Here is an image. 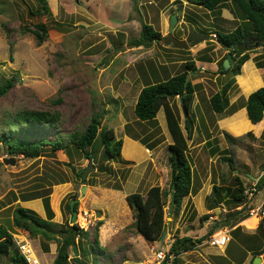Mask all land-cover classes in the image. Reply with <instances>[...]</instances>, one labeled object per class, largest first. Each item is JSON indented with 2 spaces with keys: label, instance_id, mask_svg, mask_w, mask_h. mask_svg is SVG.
I'll use <instances>...</instances> for the list:
<instances>
[{
  "label": "rangeland",
  "instance_id": "rangeland-1",
  "mask_svg": "<svg viewBox=\"0 0 264 264\" xmlns=\"http://www.w3.org/2000/svg\"><path fill=\"white\" fill-rule=\"evenodd\" d=\"M47 2L50 13L35 15L31 10L39 6L37 0H0V85L12 80L10 88L0 95V140L5 132L15 131L13 115L22 109L59 114L56 126L48 127L46 132L34 130L29 136L10 135L12 139L18 136L30 141L44 137L53 140L82 130L91 116L99 112V128H111L115 137L122 139V160L114 161L104 155L99 135L92 144L93 159H86L73 144L58 150L46 146L40 155L28 158L8 154L0 142V224L11 232L14 241L27 239L41 264H53L60 241L55 238L46 242L44 250L41 235L16 230L12 211L23 206L42 218L51 217L52 222L67 225L72 223L71 210L66 206L75 200L76 224L87 232L86 237L75 238L82 264H156L148 248L151 243L136 232L125 196L132 192L144 194L155 184L169 190L168 145L172 139L162 108L151 122L138 120L133 108L142 87L168 78L180 71L184 62L194 60L199 70L195 76L188 75L196 84L192 103L195 125L187 140L192 189L175 216L168 214L170 195L165 198L166 234L163 241L153 244L168 249L174 236L203 238L193 249L182 252L177 264H237L246 255L243 244L232 240L221 251L206 242L209 230L229 210L225 201L211 209L208 203L214 186H236V176L248 189L246 199L252 196L249 204L256 198L258 202L262 199L264 187L256 189L254 184L264 163V115L263 121L250 128L243 110L248 94L264 86V68L256 64L262 49L257 46L246 51L249 59L241 65L228 90L229 105L217 113L208 99L232 77L231 73L225 75L220 71L228 49L221 47L215 38L186 49L163 41L172 14L177 16L172 35L178 39H185L194 31L212 35L216 30H232L241 22L234 4L226 2L208 11L174 0ZM38 22L48 27L40 45L32 33L24 31L33 29ZM144 22L150 23L163 38L146 48L129 45L130 40L139 36ZM203 57L211 61L200 60ZM170 103L182 125L184 113L178 98L170 99ZM224 126H231L236 134ZM225 132L234 141L227 140ZM126 136L138 140L141 150L124 144ZM130 154L131 159L125 157ZM226 156L232 163L224 159ZM11 157L15 158L14 164L2 162L3 158ZM86 166L89 171L84 180L78 174ZM84 183L85 191L81 194ZM46 198L49 208L45 205ZM98 220L103 222L98 227L101 248L92 246ZM254 223L251 219L241 221L247 229ZM230 228L231 225H221L214 232ZM258 236L262 243L264 233ZM0 264L11 263L0 256ZM66 264H78L72 246Z\"/></svg>",
  "mask_w": 264,
  "mask_h": 264
},
{
  "label": "trees",
  "instance_id": "trees-1",
  "mask_svg": "<svg viewBox=\"0 0 264 264\" xmlns=\"http://www.w3.org/2000/svg\"><path fill=\"white\" fill-rule=\"evenodd\" d=\"M39 6L35 10H31L32 14H48L50 9L47 0H37ZM180 1V0H175ZM188 3L201 6L208 11L215 10L219 5L226 2L234 4L235 13L240 17L241 22L230 31L213 32L217 42L228 49V52L238 56L235 59L228 71H224L222 63L220 71L223 74L231 73V79L226 82L219 91L215 92L209 97V104L213 111L222 112L229 105L228 90L231 83L234 81V76L239 74L241 65L249 59L248 49L260 46L262 55L257 59L256 64L258 68H264V0H185ZM24 31L30 32L34 35L36 43L42 44L47 35L48 27L38 22L34 24L33 29H26ZM202 32V31H201ZM163 36L161 33L153 28L150 23H142L139 36L130 40L129 45L134 47L146 48L151 43L161 40ZM203 61H211L205 57L200 58ZM199 70L195 65L194 60L184 62L182 69L164 80H156L142 87L137 95L134 104V115L140 121H155L157 112L160 108L164 111L167 129L172 139V143L168 145L170 155L168 160L171 166V180L169 190L162 189L159 185H151L145 193L132 192L125 196L134 217V226L136 232L140 234L145 240L149 242L158 241L163 232L165 225V198L171 193V188L174 189V206L172 213L169 216H175L179 212L180 205L185 196H187L192 189V169L187 155L188 143L187 140L191 138L195 118L192 112V103L196 91V84L188 79V75L192 73L194 76ZM187 78V80H186ZM12 85V80L7 79L0 85V95H3ZM179 96V97H178ZM177 97L181 98L184 106L183 124H180L179 116L170 99ZM246 110V120L250 128L256 126L261 122L264 115V86L257 88L249 93L244 104ZM99 112L91 116L87 126L82 130H73L64 137H57L53 140L42 138L40 140H28L15 136L14 139L10 137L12 133H23L27 136L31 135L32 131L46 132L48 127H55L59 121V114L54 112L22 109L13 115L15 120V131L5 132L1 137V144L5 145L7 152L10 155L23 154L24 157H36L40 155L43 148L50 146L53 150L64 149L68 145L73 144L86 159H93L92 144L100 137V143L104 155L116 160H122L120 155L122 147V139L116 138L114 131L111 128H99ZM248 117V118H247ZM261 120V121H260ZM259 121V122H258ZM255 123V124H254ZM227 130L236 134L231 126H224ZM249 128V129H250ZM250 133V132H249ZM229 141H234L228 133H224ZM14 135V134H12ZM100 146V145H99ZM227 162L232 163L231 158L226 156L224 158ZM129 162V161H125ZM101 168V167H99ZM264 170V163L261 166ZM82 171L78 174L82 178ZM236 186H214L212 189V197L209 200V209L219 206L224 203L228 206L225 216H223V223L216 221V224L209 230V234L213 233L215 229L220 228L221 225L234 226L240 219L246 216L242 209H236L237 206L248 203L244 193V186L239 177H235ZM264 186V173L258 177L255 188L260 189ZM47 208V198L45 200ZM67 203V209L69 208ZM77 202L74 204L76 209ZM50 213V212H49ZM51 216V214H49ZM49 218L40 217L35 211L25 208L23 206H16L12 211V223L15 228L27 231L31 236L41 235L44 240V250L47 248L46 242L57 238L60 241L57 254L53 259V264H66L68 261V249L72 246V241L75 238L81 239L87 236L86 230L80 228L76 223L74 224H58L52 222ZM203 218H207L206 215ZM102 220H98L95 224V231L93 235V247L101 248L98 240V227L102 224ZM54 233L58 234L56 237ZM230 242L238 241L244 245L245 252L250 251L252 258L255 255L264 252V240L259 243V234L264 233V227L260 223L254 233H242L241 227L238 225L231 231ZM203 238H192L187 235L174 236L167 249V256L172 254L175 263L178 262V256L182 252L193 249L197 243L201 242ZM229 242V243H230ZM229 245V244H228ZM228 245L226 247H228ZM0 256L8 258L11 264H26L24 257L19 253L18 247L15 244L11 232H9L2 224H0ZM245 257V256H244ZM244 257L241 258L237 264H240ZM251 258V259H252Z\"/></svg>",
  "mask_w": 264,
  "mask_h": 264
},
{
  "label": "water",
  "instance_id": "water-1",
  "mask_svg": "<svg viewBox=\"0 0 264 264\" xmlns=\"http://www.w3.org/2000/svg\"><path fill=\"white\" fill-rule=\"evenodd\" d=\"M176 20H177L176 14H172L171 17H170V20H169L168 32H167L166 36L163 39L164 43L171 44L175 48L186 49V48H189V46L191 44H196V43L202 42V41H204L206 39H214L215 38V41H217L215 34L209 35V34L199 33V32H195V31L190 36H188L185 39H178V38L174 37L172 35V30H173V28L175 26ZM234 60H235V56L231 52H228L227 55H226V58L222 62V67H223L224 71H228L229 70V68L233 64ZM186 80H187V78H186ZM179 102L181 104V108H182V111L184 113L185 109H184V106L182 105L181 98H179ZM2 162L14 164L15 158L14 157L3 158ZM88 171H89V166H86V168H84V170L82 171V178L84 180L86 179ZM85 187L86 186H85V183H84V186L81 188V194L85 191ZM74 201L75 200H72L70 202V205H69V208L71 210V223L72 224L76 223L77 219H78L77 218V214L78 213L74 209V206H73ZM173 206H174V189H173V186H172L171 193H170V203H169V208H168V214H170L172 212ZM166 228H167V225L165 224L164 227H163V232H162V234L160 236V239H159L160 241H163V239L165 237ZM72 252L74 254L75 261L78 264H82L79 261V257H78V253L79 252H78V248H77V245L75 243V240L72 241ZM263 257H264V255L263 256H260V255L254 256V258L252 259L251 264H260V262L262 261Z\"/></svg>",
  "mask_w": 264,
  "mask_h": 264
},
{
  "label": "built area",
  "instance_id": "built-area-1",
  "mask_svg": "<svg viewBox=\"0 0 264 264\" xmlns=\"http://www.w3.org/2000/svg\"><path fill=\"white\" fill-rule=\"evenodd\" d=\"M247 191L248 189H246L244 193H247ZM253 191H255V188H253ZM237 208L239 209L240 207ZM225 210L226 209L224 208L223 211ZM246 210L250 213V215H257L264 225L263 205H250L249 203H247ZM228 232L229 231L226 230L223 233L219 231L209 234L206 239L207 244L218 248H224L230 239ZM14 242L18 247L19 253L24 257L26 264H41L39 257L36 255L31 243L27 239H15ZM148 248L153 253L156 264H174V256L172 254H169L167 256L166 248L163 249V247H156L153 243H151Z\"/></svg>",
  "mask_w": 264,
  "mask_h": 264
},
{
  "label": "crops",
  "instance_id": "crops-1",
  "mask_svg": "<svg viewBox=\"0 0 264 264\" xmlns=\"http://www.w3.org/2000/svg\"><path fill=\"white\" fill-rule=\"evenodd\" d=\"M175 1V0H174ZM182 1H185V0H180V1H175V2H182ZM187 2V1H186ZM188 3V2H187ZM185 5V7H186V4H184ZM177 17V16H176ZM183 38V37H182ZM204 62H206V61H204ZM246 62V61H245ZM206 63H208V62H206ZM257 89V88H256ZM256 89H254V90H256ZM254 90H252V91H254ZM251 91V92H252ZM250 92V93H251ZM249 95V94H248ZM243 110L245 111V114H246V110H245V107H243ZM246 116H247V114H246ZM248 118V117H247ZM262 120V119H261ZM260 120V121H261ZM263 121V120H262ZM259 122V121H258ZM260 123V122H259ZM259 123H257L256 125H258ZM255 124V123H254ZM256 127V126H255ZM126 143H129V144H132L133 146H134V149H139V150H141V145H140V143L138 142V140H136V139H133L132 137H130V136H126L125 137V139H124V144H126ZM125 146V145H124ZM123 149V148H122ZM122 151H124V149L122 150ZM125 157H127V158H132L133 157V155L132 154H130V155H128V156H125ZM261 172H260V175H258V177H260L263 173H264V170H260ZM256 179H258V178H256ZM256 182H257V180H256ZM264 187V186H263ZM262 187V188H263ZM257 189V188H256ZM261 189V188H260ZM250 197H252V196H250ZM249 197V198H250ZM249 198H248V200H249ZM242 206H245L243 209H242V212H243V214L245 215L246 214V216L245 217H243L242 219H240L234 226H232L231 228H230V230H228V229H224V230H220L219 229V231H221L222 233L223 232H225L226 230H228L229 232H228V234H229V236H230V238H231V233H230V231L234 228V227H236V226H240L241 227V232L244 234V233H254V232H256V229H257V227H258V225L260 224V223H262V221H261V219H259V217L257 216V215H255V214H252V215H250V213L246 210V205L245 204H241ZM241 205H239V206H237V207H240L239 209H241ZM250 205H263V208H264V193H263V195H262V199L258 202V198H256V199H254V201H252V202H250ZM236 207V208H237ZM238 209V208H237ZM226 211V210H225ZM224 211V212H225ZM82 217V216H81ZM251 217H253V218H255L256 219V222L253 224V226H248V227H250L249 229H247V228H245V226L243 225V224H241V221H245V220H247V219H249V218H251ZM245 225H246V223H244ZM255 225H257V227L255 226ZM262 225H263V223H262ZM247 226V225H246ZM255 226V227H254ZM252 227V228H251ZM263 227H264V225H263ZM16 230H18L17 228H16ZM219 231H216V232H219ZM230 242V241H229ZM229 242L227 243V245L229 244ZM264 243V242H263ZM226 245V246H227ZM164 246H165V244H164ZM212 247H214V246H212ZM214 248H218V247H214ZM218 249H221V251L222 250H224L225 248H218ZM262 254V253H261ZM261 254H258V255H260V256H263V255H261ZM256 256V255H255ZM252 253L250 252V251H247L246 252V255H245V257H244V259H243V261H242V264H245L246 262H252V259L254 258H252ZM40 259V258H39ZM175 263V262H174ZM260 264H264V257L262 258V261L260 262Z\"/></svg>",
  "mask_w": 264,
  "mask_h": 264
},
{
  "label": "bare ground",
  "instance_id": "bare-ground-1",
  "mask_svg": "<svg viewBox=\"0 0 264 264\" xmlns=\"http://www.w3.org/2000/svg\"><path fill=\"white\" fill-rule=\"evenodd\" d=\"M249 219H251L252 221L256 222V219H255V218H253V217H251V218H249Z\"/></svg>",
  "mask_w": 264,
  "mask_h": 264
},
{
  "label": "clouds",
  "instance_id": "clouds-1",
  "mask_svg": "<svg viewBox=\"0 0 264 264\" xmlns=\"http://www.w3.org/2000/svg\"><path fill=\"white\" fill-rule=\"evenodd\" d=\"M229 241H230V239H229ZM149 243H153V242H149ZM225 247H226V246H225ZM225 247H224V248H225Z\"/></svg>",
  "mask_w": 264,
  "mask_h": 264
}]
</instances>
